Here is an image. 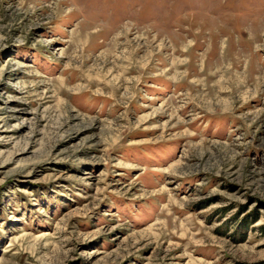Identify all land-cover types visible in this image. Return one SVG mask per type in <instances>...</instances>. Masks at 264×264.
Segmentation results:
<instances>
[{"label":"rangeland","instance_id":"rangeland-1","mask_svg":"<svg viewBox=\"0 0 264 264\" xmlns=\"http://www.w3.org/2000/svg\"><path fill=\"white\" fill-rule=\"evenodd\" d=\"M0 264H264V0H0Z\"/></svg>","mask_w":264,"mask_h":264}]
</instances>
